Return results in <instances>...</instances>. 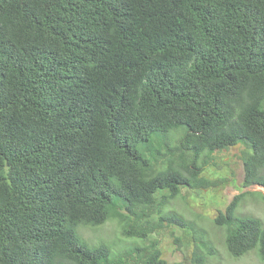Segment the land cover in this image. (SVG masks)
<instances>
[{
  "label": "trees",
  "instance_id": "16d2710c",
  "mask_svg": "<svg viewBox=\"0 0 264 264\" xmlns=\"http://www.w3.org/2000/svg\"><path fill=\"white\" fill-rule=\"evenodd\" d=\"M236 146L264 188V0H0V264H166L171 227L205 264V217L171 205L232 182ZM253 193L206 223L264 264ZM108 220L144 244L89 247Z\"/></svg>",
  "mask_w": 264,
  "mask_h": 264
},
{
  "label": "rangeland",
  "instance_id": "374dc122",
  "mask_svg": "<svg viewBox=\"0 0 264 264\" xmlns=\"http://www.w3.org/2000/svg\"><path fill=\"white\" fill-rule=\"evenodd\" d=\"M240 149L241 146H236L227 151L214 153L217 162L225 163V166L229 169L230 180H232L221 191L218 189H210V191L205 189L204 198H202L203 202L196 200L197 193L194 191L191 194V197H193L191 200L182 201V198H178L171 205V207H175L191 221L195 220V215L205 217L204 220H199L198 224L203 226L204 235L216 251V255L210 257L205 264H263L259 258L257 248L241 257H232L224 244V231L212 226V224L210 225L208 221L206 223V219L213 220L219 212H224L236 194L243 191H252L256 193L248 194L238 206L235 214L238 217L242 213L258 218L264 225V188L260 186L241 187L244 171L242 161L239 159ZM120 229L121 227L117 221L108 220L100 226H83L79 232L89 247L98 244L109 246L111 256L120 254L130 246L144 244V241L141 239L123 237ZM176 237H182V232L173 227L170 228L169 233H164L161 237L160 247L166 264H184L186 256H189L193 249L192 247H183L177 244L175 241ZM186 264L192 263L186 262Z\"/></svg>",
  "mask_w": 264,
  "mask_h": 264
}]
</instances>
